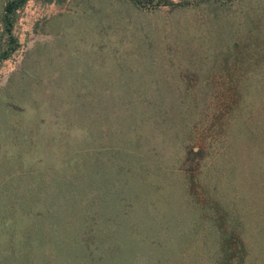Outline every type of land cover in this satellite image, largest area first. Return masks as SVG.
<instances>
[{"label":"rangeland","instance_id":"obj_1","mask_svg":"<svg viewBox=\"0 0 264 264\" xmlns=\"http://www.w3.org/2000/svg\"><path fill=\"white\" fill-rule=\"evenodd\" d=\"M7 1L0 264H264V0Z\"/></svg>","mask_w":264,"mask_h":264},{"label":"trees","instance_id":"obj_2","mask_svg":"<svg viewBox=\"0 0 264 264\" xmlns=\"http://www.w3.org/2000/svg\"><path fill=\"white\" fill-rule=\"evenodd\" d=\"M27 0H8L4 7L5 17L8 18L20 5ZM9 20V19H8Z\"/></svg>","mask_w":264,"mask_h":264}]
</instances>
